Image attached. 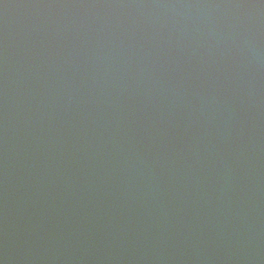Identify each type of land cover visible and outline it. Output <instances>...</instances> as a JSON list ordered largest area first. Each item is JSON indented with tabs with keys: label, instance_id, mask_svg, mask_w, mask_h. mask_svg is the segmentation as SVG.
Here are the masks:
<instances>
[{
	"label": "water",
	"instance_id": "95a60500",
	"mask_svg": "<svg viewBox=\"0 0 264 264\" xmlns=\"http://www.w3.org/2000/svg\"><path fill=\"white\" fill-rule=\"evenodd\" d=\"M0 264H264V0H0Z\"/></svg>",
	"mask_w": 264,
	"mask_h": 264
}]
</instances>
